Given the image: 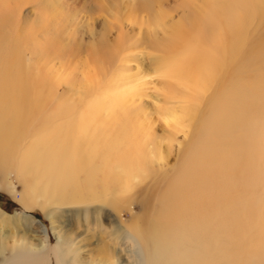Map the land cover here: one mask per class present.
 I'll list each match as a JSON object with an SVG mask.
<instances>
[{"label":"rangeland","instance_id":"374dc122","mask_svg":"<svg viewBox=\"0 0 264 264\" xmlns=\"http://www.w3.org/2000/svg\"><path fill=\"white\" fill-rule=\"evenodd\" d=\"M203 2L208 5L206 10ZM257 11L253 0H233L223 13L209 5L208 0H0V46L5 51L13 47L6 53L10 62L14 48L22 56L20 68L26 72L21 81L37 93L35 98L29 97L26 107L20 102L25 96L21 91L17 97L11 93L5 98V104L14 101L15 108L0 104V116L8 123L2 135L6 138L3 148L9 156L0 163V264H152L154 234L163 225L166 210L188 203L187 185L201 176L207 181L201 182L196 194L207 209L210 218L207 225H225L229 237L224 239L221 233L222 242L215 245L220 247L218 252L207 247L199 252L176 239L174 263L261 264L264 15ZM156 12L165 14L161 27L150 22V15ZM102 41L111 49L115 47L116 57L111 58ZM223 48L225 53L221 52ZM33 51H37V56ZM203 59L229 67L224 75L223 67V78H218L211 90L197 96L185 90L195 84L191 74H187L182 84L171 80L177 78L171 71L193 68L190 71L193 74L195 67L205 65ZM125 82L136 90L135 104L143 121V131L137 129L134 136L133 123L118 127L109 118L99 123L96 117H89L95 114L94 105L107 103L111 86L119 87ZM219 82V93L211 95ZM226 90L232 92L237 105L252 106L245 116L239 118L240 107L239 112L227 114L232 99L223 94ZM9 91L0 87V97L4 98ZM219 106L225 107L226 113L217 132L211 124L217 120ZM187 107L192 114L183 126L173 128L166 124V110L180 112ZM67 112L70 117L84 115L83 122H91L72 127L73 135L84 128L82 134L93 131L94 140V135L97 138L98 134L124 131L129 150L134 153L137 149L142 175L134 179L133 189L117 211L101 201L62 205L54 198L52 205L29 209L20 204L18 198L32 194L27 188L36 185L39 179L32 172L44 160L57 158V145H65L62 136L54 137L60 136V132L52 131L58 130L65 119L60 116ZM228 117H234L236 125L229 126L230 132L223 135L222 127L225 121H230ZM242 134L240 150L230 155L244 164L239 175L244 190H236L233 185L231 193L234 202L239 203L237 209L203 187L207 184L217 188L213 185L223 182L217 174L223 177L236 163L240 165L236 159L225 165L222 152L231 151L224 136L236 139ZM142 136L145 145L141 150ZM221 145L223 150H216ZM33 152L39 164L24 165V170L19 165L22 156ZM210 157L201 172L202 164ZM249 175L254 179L250 185L246 178ZM41 189H45L44 184ZM252 206L253 215L248 212ZM50 214L52 219L48 217ZM172 216L178 224L186 221L182 214ZM3 217L15 221L5 225ZM222 217L225 224L221 223ZM135 227L140 235L133 233ZM58 235L68 245L62 248L64 255L57 245ZM43 241L45 248L34 252V247ZM228 253L235 259L229 258Z\"/></svg>","mask_w":264,"mask_h":264},{"label":"bare ground","instance_id":"6f19581e","mask_svg":"<svg viewBox=\"0 0 264 264\" xmlns=\"http://www.w3.org/2000/svg\"><path fill=\"white\" fill-rule=\"evenodd\" d=\"M232 1L233 0H208L209 5L214 6L217 11H222V13ZM253 1L258 7L257 13L263 16L264 0ZM203 5L204 8H207L208 6L206 2H203ZM164 15L165 14L163 12L153 13L150 15V22L161 27L163 25ZM214 38V40H216L215 36ZM58 44L59 46L61 45L60 43ZM261 44L262 43H260L259 45ZM101 45L107 51L111 52V58L116 57L114 46L111 49L106 45L104 41L101 42ZM223 47L225 46L223 45ZM12 48L13 47L8 49V51H5L2 46H0V87L10 90L7 94H4V98L0 97V104L10 105L12 108H15L17 105L14 103V101H8L5 104V98H9V96L7 95H10L12 93L15 97H17L19 91L24 92L25 96L22 100H20V102L25 106V104L29 102V97L31 96L35 98L37 96V93L31 91L30 87L25 83L23 84V82L21 81L22 74L26 71H21L20 67L22 64V56L19 57V55L16 53L17 50L14 48V54L11 62L6 58V53L9 52V50L11 51ZM223 49H221V52L225 53L226 49ZM36 53L37 51H33V55L37 56ZM248 53H246V55ZM203 64L205 65L202 67H195L193 74L190 72L193 68L184 70L185 73L181 68H176V70L174 72L171 71V73L176 74L174 75V77L177 78H171V80L174 83L177 82V84H182V81L186 79L187 74H191L195 78V84L193 87L191 86V88H189L188 86L185 87V90H190L191 93L195 94L196 96L206 90H211L213 84H215L214 82H217V79L220 77L223 78L224 72L226 70L225 68L229 69V67L227 65L218 66L219 64H210V61H205V59H203ZM222 69L224 70L223 75L221 73ZM15 73L17 75L12 76L15 75ZM125 80L126 79L121 81ZM125 83L126 84L122 83L121 85H118L119 87L115 88H111L113 87L111 86L110 91L108 92V94L110 95L107 103H99L97 105H94L95 107L93 106V108L95 109V114L89 117H96L99 123L103 122L104 120L106 121L107 118H109V122L111 124L117 125L118 127H122V125L127 126V124L129 123H133L135 126L134 128H132V136H134L135 134H137V129H142L143 131V121L141 117V110H139V106L135 104L138 99V97L135 95L136 90L131 83ZM220 83L221 82H219L218 85L213 88L211 95L216 94V92L217 94L219 93ZM224 93L225 96L228 95L231 97L230 99H232L228 104L230 105V107L227 108V114L239 112L238 107L241 108L240 113H242L240 114L239 118L245 116V111L249 112L248 109L252 106H249L248 104L237 105L233 101L232 92L226 90L223 92V94ZM35 105L38 106L36 103ZM231 108H236L237 110ZM189 109L190 108L187 107L186 109L181 110V113L176 112L175 110H166L164 112V121L166 122V124H169L173 128H180L181 126H183L184 121L188 120L187 118H189L192 114L191 112H189L191 111ZM229 109H231V111L228 112ZM17 112L20 111L17 110ZM68 113L69 112L64 113L60 116L65 117L64 121L59 123L58 130L54 129L52 131L60 132V136L54 137L61 138L62 136L64 138L65 145H63V147L57 145V158L52 160H44L32 172L33 176L39 178L36 181V185H33L31 188H27V190L32 194H30L28 197L20 196L18 200L24 209H29L31 206L36 205L41 207L52 205L51 203L54 198H58L62 205H67L70 203H95L96 201H101L103 204H105V202H107V206L112 208L114 211H117L118 208L124 204L123 200L125 199V197L133 189L134 179H140L142 175L143 169L141 168V159H139L137 155V149L136 151H134V153L129 150V144L127 143L129 139H127L126 141L127 134L124 131L110 132L108 134H98L97 138L96 135H94V138L96 140H93V131H91L90 133L82 134V130L84 128L78 132H75L77 133L76 135H73L71 133L72 127H78L84 125L85 123L91 124V122H83L82 118L84 117L82 116L84 115H73V117H70L68 116ZM225 113V107H217V120L216 122L213 121V123L211 124L212 128H214L217 132H220V126L224 124L223 122L221 123V121ZM228 120H230L228 123H226L225 121V127H222L223 135L224 132H230L229 126L236 125L234 117H228ZM109 122L107 121L106 123ZM243 122L244 125L242 126V128L246 126L245 120H243ZM7 125L8 123L5 121V119L0 116V163L9 159L8 151L6 152V150H4L3 148L6 144V138L2 135L5 134V131L3 130L8 127ZM243 137V134L236 139L229 136H224V138L226 139L224 143L228 145L227 147H229L231 151H224L222 149V145L220 147H217L216 150H223L222 157L225 165H230L234 159H236L240 163V165L236 163L233 167L231 166L232 171L229 172V174L227 173L226 175H223V177L217 174L218 178L223 180V182H221L220 184L213 185L217 186V188L209 187L207 186V184L203 187V190L205 191L216 192L218 198H223L224 202L230 205H235L237 209H240L239 203L234 202L235 198H232L234 196H232L231 193L233 191V185L235 186L236 190L237 188L238 190H244V188L241 187V180L239 178V175L243 172L244 164L240 161V158H237V156L235 157L233 155H230L236 154L240 150V141ZM143 144L145 145V139L142 136L139 141V147L141 150ZM49 145L52 150H56L55 146L51 144ZM34 155L36 154L33 152L28 154V156H22V163L19 165L22 166L24 170H26L24 165H30V167L38 165L39 162L36 158L33 157ZM151 159L153 160L152 156ZM210 159L211 157L209 159L207 158V160L202 164L201 172H203L204 166L209 163ZM60 163L61 165L58 166ZM246 178L249 181L248 185L254 183V179L252 176L249 175L248 177L246 176ZM39 180L44 184V190L41 189V185L43 184L37 185L40 184ZM196 181L197 182L195 183L187 185V187L190 189V194L186 196L188 203L186 202L184 205L176 209L169 207L170 210H166V214L162 222L163 225L159 229H157L155 231L156 234H154V241L151 247L153 251L152 264H175V258L173 259V254H176V247L174 245L176 239L180 242H186V244L191 245L192 248L197 249L199 252H201L205 247L214 248L218 252V249L220 247L215 245L217 244V242H222L221 233H224V239H227L229 237L228 231L224 228L225 225H207L210 221L207 209L206 207H202V203L198 201L199 194H196L200 191L201 182H206L207 180H204L203 176H201L197 178ZM52 194H55L58 197L53 196ZM103 198H107V201H103ZM245 205L246 207H249L248 202H246ZM248 212L253 215L254 206H252L248 210ZM173 213L186 216V221H179L180 224H178V221L172 216ZM48 217L49 219L53 218L51 214L48 215ZM14 221V219L8 217L2 218V223L5 225H11L14 223ZM221 223L225 224L224 217H222ZM226 225L230 226L232 224L228 223ZM132 231L136 235H140V231L138 228H132ZM135 238L138 239V236H135ZM56 240L58 248L62 253V248L68 245L64 243V239L60 235H58ZM44 248L45 241L35 246L34 252H39ZM228 257L235 259V257H233L230 253H228ZM259 258V260H262L261 264H264V255L260 254ZM103 263L104 262H101V264Z\"/></svg>","mask_w":264,"mask_h":264}]
</instances>
